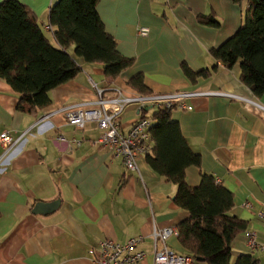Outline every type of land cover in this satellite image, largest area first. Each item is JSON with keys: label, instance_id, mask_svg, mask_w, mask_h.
Wrapping results in <instances>:
<instances>
[{"label": "crops", "instance_id": "0c3cea01", "mask_svg": "<svg viewBox=\"0 0 264 264\" xmlns=\"http://www.w3.org/2000/svg\"><path fill=\"white\" fill-rule=\"evenodd\" d=\"M19 1L59 47L56 26L49 22L58 0ZM97 10L120 53L134 59L116 79L108 81L103 63L86 61L75 45L68 51L81 71L49 92L51 103L45 108L19 109V94L0 78V135L7 132L15 140L7 151L0 144V264H96L101 241L126 243L137 237L142 239L133 251L145 256L127 264H153L154 227L178 229L189 218L175 201L178 186L148 162L152 135L138 169L131 171L99 142L102 131L95 122L78 128L66 124L60 112L95 101L96 85L106 97L118 90L141 93L128 83L137 74L151 95L191 93L182 99L190 109L171 111L201 158L200 166L187 168V182L197 186L205 172L233 193L230 213L244 220L245 228L232 241L231 263L250 253L264 264V93L257 96L241 80L240 62L228 67L211 53L245 24L249 1L98 0ZM140 28H147L148 35H141ZM185 67L212 73L191 78ZM160 105L165 101L147 102L145 115L152 116ZM139 107L132 104L122 112V131L142 115ZM56 200L55 210L34 212L38 203ZM247 232L255 233L256 247H250ZM167 245L190 255L179 235H171ZM194 264L208 263L194 259Z\"/></svg>", "mask_w": 264, "mask_h": 264}, {"label": "trees", "instance_id": "16d2710c", "mask_svg": "<svg viewBox=\"0 0 264 264\" xmlns=\"http://www.w3.org/2000/svg\"><path fill=\"white\" fill-rule=\"evenodd\" d=\"M248 1L245 24L211 53L228 67L240 62L241 80L260 96L264 93V0ZM97 2L58 0L51 7L49 22L56 26L54 37L59 47L51 43L25 4L19 0L0 2V78L19 94V109L47 107L51 103L49 92L81 71L68 51L71 45L86 61L102 62L110 82L133 65L134 59L121 54L114 37L106 31ZM209 22L219 24L213 19ZM185 72L194 78L209 76L212 70L196 72L185 67ZM128 83L141 92L138 94L151 95L142 74ZM176 107L177 103L160 105L150 117L143 108L141 114L155 122L150 128L155 145L153 152L147 153L148 162L178 186L175 201L190 213L178 226L182 245L193 259L208 264H259L250 253L240 254L231 263L232 241L245 228L244 220L230 213L233 193L205 172L197 186L187 182V168L200 166L201 158L183 136L179 122L171 117Z\"/></svg>", "mask_w": 264, "mask_h": 264}, {"label": "built area", "instance_id": "2783aa9c", "mask_svg": "<svg viewBox=\"0 0 264 264\" xmlns=\"http://www.w3.org/2000/svg\"><path fill=\"white\" fill-rule=\"evenodd\" d=\"M147 28H140L141 35H148ZM97 99L93 102L79 103L76 105L64 106L60 109L66 124L78 128L84 127L87 122H95L101 129L99 142L115 154L122 157L125 166L131 171L138 169L137 160L146 152V142L150 138L151 121L149 118L140 115L132 127L124 132L121 129L120 116L127 106L139 105L140 112L147 102L158 103L165 101V106L171 107L177 103V107L190 109L191 106L182 102L183 97L191 93H180L171 95H126L118 90L115 96L106 97L105 89L96 85ZM0 144L5 151L10 150L15 144L13 137L3 132L0 135ZM264 216V213H261ZM177 227L167 225L154 227L152 238L154 240L153 264H194L191 256L176 253L167 245L171 235H178ZM248 243L251 248L257 246L254 232H247ZM142 237L132 238L126 243H120L113 238H106L101 241L98 255L95 258L96 264H127L141 260L145 253L141 250L134 252Z\"/></svg>", "mask_w": 264, "mask_h": 264}, {"label": "water", "instance_id": "95a60500", "mask_svg": "<svg viewBox=\"0 0 264 264\" xmlns=\"http://www.w3.org/2000/svg\"><path fill=\"white\" fill-rule=\"evenodd\" d=\"M59 204V200L52 201L49 203H38L36 206L37 208L34 210V212H51L57 208Z\"/></svg>", "mask_w": 264, "mask_h": 264}, {"label": "rangeland", "instance_id": "374dc122", "mask_svg": "<svg viewBox=\"0 0 264 264\" xmlns=\"http://www.w3.org/2000/svg\"><path fill=\"white\" fill-rule=\"evenodd\" d=\"M47 35L51 36L52 35V32L51 31H48L47 32Z\"/></svg>", "mask_w": 264, "mask_h": 264}]
</instances>
